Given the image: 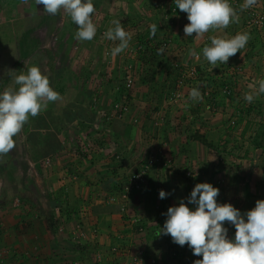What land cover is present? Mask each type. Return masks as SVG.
Segmentation results:
<instances>
[{
  "label": "crops",
  "instance_id": "obj_1",
  "mask_svg": "<svg viewBox=\"0 0 264 264\" xmlns=\"http://www.w3.org/2000/svg\"><path fill=\"white\" fill-rule=\"evenodd\" d=\"M180 13L184 16L183 12ZM237 14L239 15V13ZM172 30L173 28L170 29V32ZM176 30L178 32V29ZM249 34L253 40L255 33ZM261 35L263 37L262 44L252 47L248 43L240 52L242 54L246 50L243 56L236 55L229 59L232 60L230 62L232 65L242 64L245 73L247 72L246 69L256 65L257 69L254 68L251 77L256 78L252 79L254 82L257 79L258 81L264 79L259 71L260 69L264 72V64L260 57L255 56V51L264 49V31ZM195 36L194 41L196 42L190 43L189 46L194 47L198 52L202 50L203 44L210 46V37L212 36L218 38L232 37L231 34H227L226 29L209 31L200 39H196ZM173 37L175 40L177 35ZM204 38L207 41L206 44L204 43L205 40H202ZM181 41L183 44V39ZM177 44L178 41H176ZM229 78L227 79L230 80ZM0 79L2 78L0 77ZM6 82L4 79L0 80L1 88ZM141 85L143 86L141 94L149 97L147 87L144 84ZM111 89L113 90L112 94H116L115 90ZM3 91L4 89L1 93ZM214 97L217 114L214 116L215 118L210 116L208 123L205 124L190 121L188 124L192 126H188L192 130L195 129V132L191 134L200 131L199 133L206 136L216 148L203 146L196 141H193L192 145L183 144L185 131L182 133L184 134L183 138L174 137L176 135H171V130L167 126L162 129H166V131H163V139L161 140L155 139L154 133L150 134L152 130L144 128V125V129L141 130L131 124L127 125L129 123L116 121L117 129L112 130L114 143L109 144L108 149L104 148L107 144L103 141L102 145L104 144V146L100 147L101 150L90 153L94 146L87 143L85 139V146L83 147L85 153L80 151L75 155V147L74 153L70 151L71 147L68 148V144L69 146L73 145V140L63 139L61 128L56 126L58 120L56 119L57 116L54 115L55 109L52 106L47 107L38 116L30 117L28 123L19 133V139L16 141V137H14V149L7 155L0 156V264H134L140 251H143L144 257L142 264H194L195 260L202 259V256H194L192 250L185 245L183 257L178 261L172 260L169 257L168 245L163 242V238L157 236L158 231L155 232L157 238H152L148 242L145 240L148 232L145 230L143 233H139L137 237L140 239L141 248H138L137 245L140 244L135 239L133 227L128 219L122 218L119 211L111 214L107 210L110 208L108 202L102 200L101 197L99 200L94 198L93 191L98 188L100 190L99 196L108 197L114 188H117L116 186L118 188L122 186L121 181L125 174L128 176L131 172L138 171L141 166H145L151 146L160 147L166 143L164 156L166 159H173L174 164L167 169H163L161 165L151 167L147 172V182L142 191L132 196L134 200L130 198L132 201L129 200L131 205L127 214H131L130 211L133 210L138 218L131 221L134 227L137 223L135 221L140 219H142V225L145 229L154 226L158 211L163 210L166 213L169 207L178 206L181 200L187 203L191 194L188 191L190 184L188 183L185 187L184 181L188 179L187 173L193 170H191V166H195L196 170L193 173L195 185L210 183L220 189L218 203H231L242 213L252 210L257 200H264V133L261 131L257 133L259 127H255L253 120L246 116L245 111L242 113L238 108L232 109L227 97H225L226 99L222 98L221 94ZM97 98L96 105L102 106L104 103V101L102 103L100 101L102 96ZM224 100L227 101L226 105L220 103ZM141 104L143 103L141 102ZM77 106L82 108L81 105ZM96 108L95 111L97 112L103 107L97 106ZM251 109L257 111L256 108L252 107L247 110L250 111ZM169 111L166 114L174 116L176 111L173 108ZM230 111L231 115L237 118L236 127L230 126V121L233 120L230 116L228 117L225 113L221 115V112ZM187 114L186 111V116ZM43 117L48 123L41 127ZM31 120H33L32 125H28ZM62 124L65 125L66 123L62 122ZM97 124H94V129L93 126H89L92 128L89 132L91 135L93 133L92 136L106 132L103 129L107 126V119L100 123L102 125L99 128H95ZM263 124L264 121L261 125L262 129H264ZM252 130L254 132L250 134ZM96 131H98L97 134L94 133ZM51 132L56 136L62 149L45 157L44 154L47 151V145L44 144L45 135ZM145 137L151 139H149L150 143L147 140L143 141ZM172 138L174 140H171ZM152 140L153 142H151ZM137 141L144 143L137 146L135 144ZM79 144L81 146L82 143ZM48 160L52 161L53 165L47 166L45 162ZM63 160L73 162L75 165L79 161L80 164H85V168H83L85 183H83V179H80L79 186H75L73 183L71 185L66 184V191L70 197L65 199L59 195L62 188L57 181L61 177L58 170L61 171L59 168L62 165L59 163ZM161 190L169 193L167 198H159ZM12 193L14 197H11ZM90 194H93L92 198L89 197ZM73 196L76 198L70 199ZM56 199L60 200L64 209L69 211L65 216H62L63 224L61 226L64 228L53 226L55 224L49 220L52 212H54L53 215L56 214L55 211L58 208L54 202ZM82 205L86 206L85 218L80 220L78 214L76 215V209ZM188 207L195 210L196 206L188 204ZM46 210H49V214ZM162 216L164 214H160L161 220L163 219ZM79 221L82 222L83 230H85V236L81 239L74 237V232H72V228L79 224ZM95 227L99 230L97 237L91 234ZM225 227L229 229V238L234 239L235 227L230 224H225ZM119 245L122 248L119 247L121 250L118 253L111 252L112 248L116 246L118 248Z\"/></svg>",
  "mask_w": 264,
  "mask_h": 264
},
{
  "label": "rangeland",
  "instance_id": "obj_2",
  "mask_svg": "<svg viewBox=\"0 0 264 264\" xmlns=\"http://www.w3.org/2000/svg\"><path fill=\"white\" fill-rule=\"evenodd\" d=\"M229 1L236 2L237 5H235V8H239L240 10L241 5L244 3V0ZM93 4L96 8V12L92 18L97 27V34L91 41H79L75 39L78 26L72 22L70 16L63 10L57 15H51L44 12L43 5H36L35 0H27V2H25V0H0V77L2 78L0 80H7L4 89L8 85L14 88L17 87L14 81L11 80L10 75L6 74L9 70H14L16 71L15 75H19L21 72L26 74L27 69L32 66L39 67L42 74L48 76L50 86L53 90L58 92L61 96L59 101L49 102L47 107L52 106V108L55 109L54 115L57 116L56 119L58 120L56 126L61 128L62 138L73 140V145L69 146L68 144V148L71 147V152L74 153V147L76 152L75 155L80 153V151L82 152L85 146L84 141L85 139L87 141V137L89 138L87 135L92 130L89 126H93L94 129V124L98 123L95 128H99L102 125L100 123L107 118L110 121L117 118V122L122 121L123 123H129L127 125L131 124L141 130L146 127L152 130L150 134L154 133L153 137L155 139L158 138L161 140L163 139V131H166V129H162L166 126L171 130V135H176L174 137L183 138L184 134L182 133L185 131V141L183 144L192 145L194 139H192L193 134L191 133H194L195 129L192 130L191 127L188 126L191 124L188 123H190V121H196V123L203 122L205 124L208 123L210 116L215 118L214 116L217 114L215 110L216 106L214 105L216 103V100L214 101V96L219 94L222 95V90L226 85V87H230L233 91L231 96L227 97L228 103L232 105V109L238 108L241 112L245 111L246 116L253 120L255 127H259L257 133L258 131L264 133V129L261 127L264 121V95H260L252 103H248L243 98L245 93L251 91L249 88L250 84L258 87V79L254 82L252 79L256 78H251L255 70L254 68L257 69V67H255L256 65H252V67L246 69L247 72L245 73L242 64L232 65V63H230L232 60H229L227 64H218L217 68L212 69L208 61L203 58L202 50L198 52L197 49L189 46L190 43L196 42L194 41L195 33H193L192 37H185L184 27L189 23L187 14L184 13L183 16L179 9H174V0H93ZM257 5H259L258 8H264V0H257L256 7ZM256 7L253 6L241 10V12H239V23L230 24V26L226 28L227 34L229 35L231 34L230 31H236L238 34L245 32L250 33V30H253L252 32L255 33V36L253 38L254 41H252L255 42V47L262 44L263 37L261 33L264 31V27L261 29L251 28L246 20L251 9L253 10ZM177 16L180 17L178 18ZM113 20H120L125 31L132 34V40L128 49L115 57L112 56L111 52L119 42H114L104 37V33L110 27H115L111 23ZM152 24L157 25V33L155 37L151 36V39L157 42L160 41L163 47V54L157 53L159 57L157 55H152L150 52L145 55V47H142L138 42L141 36H147L150 32V25ZM172 28L173 30L170 32ZM174 29H178V32L176 30V34ZM26 32H30L28 41L32 49L30 48V51H27L26 56H22L20 52V40L23 39ZM175 35H177V37H175L174 40L173 36ZM231 36L233 37L234 35L232 34ZM181 39H183V44H181ZM202 40H205V38ZM176 41H178L177 45ZM204 43L206 44L207 41L205 40ZM204 46L203 44L201 49H203ZM206 46H209V44H206ZM190 49H195L200 58L196 59L195 57H190L188 55ZM263 50L264 49H259L255 51V56L260 57L261 62L264 64ZM244 53H246V50ZM244 53L241 54L238 52L236 55L243 56ZM161 59L164 61L162 62ZM147 61L151 62V64L154 63L158 73L154 86H149L150 88L146 86L150 95L149 97L141 94V90H143L141 78L143 79L145 77L148 67L145 66L144 63ZM168 63L172 65L173 70H169L167 66ZM193 69L196 70V73L200 70L202 73L200 75L195 73V77L188 75L184 83L179 86L178 81L180 76ZM129 70H132L131 73L134 76L133 87L122 94L121 102L117 105L119 108L120 106L122 107L124 113L122 115L119 114V109L114 107L110 110V115H108V107L113 106L115 95L112 94L113 90H109V87L111 88L113 86L115 91L118 92L117 87L121 80L123 83L126 81L127 72ZM259 71L262 76H264V72L260 69ZM176 75L180 76L178 77ZM210 75L215 77L213 81L215 79L219 81V78H224L226 76L228 78L230 76V80L224 83H218L216 84L217 86H215L208 80ZM225 83L226 85H222ZM193 88L199 89L203 96L202 101L194 102L189 98L190 91ZM177 95L180 96L177 97ZM96 96H102V100L100 99L101 103L104 101L102 106L96 105L98 99ZM218 98H221V96H218ZM222 98L225 97L222 96ZM141 102L143 104H141ZM220 103L226 105L227 101L224 100ZM70 105L73 107L81 105L83 108H86L87 113L97 110V106L103 108L98 109L97 112L95 111L96 120L94 124L79 125L77 122H74L73 124L66 123L63 125L62 122L65 120L64 118L62 120L61 116L65 114L64 109ZM79 107L80 106H77L76 108ZM251 107L256 108L257 111L255 112L253 109L248 111L247 109ZM172 108L176 112L174 116H169L166 112ZM186 111L188 113L187 116ZM222 113H225L228 117L230 116L233 119L231 121L229 120L230 123L233 121L237 123V118L231 115V111L227 113L221 112V115ZM32 123L33 120H31L28 125H32ZM183 128L186 129L184 130ZM103 130L106 132H101L100 135L93 137V139L99 141H97L96 144H92L94 147L91 148L92 151L90 150V153L101 150L100 147H102L101 144L103 141L107 144L106 147H104L106 149L110 147L109 144L114 143L112 141V138H114L112 130L107 126H105ZM250 132V134H252L254 130ZM159 135L160 137H158ZM164 136L166 137V135ZM18 139L19 134L16 136V141ZM149 139V137H145L143 141L147 140L150 143ZM171 140L174 139L172 138ZM137 142L135 143L137 146L144 143L141 141ZM151 142H153V140ZM79 143H82L81 146H79ZM163 144L164 145L160 147L151 146L147 156L149 164L153 161V156L156 155L155 158H158L160 156L159 153H163L165 147H167L166 143ZM137 146L135 147L137 148ZM83 152L85 153V151ZM79 162H76V165L73 162L70 163L65 160L61 163L58 162L62 165V167L59 168L61 171L58 170L61 177H59L57 181L62 188V192L59 195L63 199L70 197L69 193L66 191V184L71 185V183H73L75 186H79L80 179H83L84 182H82L85 183V172L83 171L85 164H80ZM45 164L50 166L53 165V162L48 160ZM197 165L199 166V163ZM194 167L195 166H191V170L193 169L191 171L193 176L194 171H196ZM142 168H144V166H141L138 170ZM188 169H186V171ZM134 172L136 171L131 172L130 175ZM126 178L127 175L125 174L124 179L121 181V185L124 184ZM188 183V180L184 181L185 187ZM191 190L192 189H188L189 193H191ZM99 191L98 188L93 191L94 198L96 197L97 200L101 197L103 198L102 200L108 202L109 198L113 196L112 194L108 197L105 195L99 196ZM116 191L117 189L113 192L116 193ZM93 194H90L89 197L92 198ZM11 197H14L13 193ZM75 198L76 196H73L70 199ZM130 198L134 200V197L131 196ZM129 203H127L128 206L124 212H121L120 205L118 206L119 214L122 218L128 219L130 225L133 226L131 221L134 218H138L134 214L135 212L133 213V210L130 211L131 214H127L131 205ZM85 207V205H82L80 208L78 207V209H76L80 220L85 218ZM87 207L90 209L89 206ZM42 211L45 210L42 209ZM46 211L49 214V210ZM58 211L59 209L57 208L55 211L56 217L59 214ZM61 220H63V217ZM141 220L142 219H140V221ZM79 222V224H76L75 227L72 228V232H75L76 237L78 235L80 236L81 233L85 236L83 224L81 221ZM136 222L138 223L139 220H136ZM78 226L81 227V233L78 231ZM60 228L64 227L61 226ZM98 233L99 230L95 227L91 234L97 237L99 235ZM135 239L138 240V244H140V239ZM166 244L168 245L169 251L170 244ZM137 246L141 248V244Z\"/></svg>",
  "mask_w": 264,
  "mask_h": 264
},
{
  "label": "clouds",
  "instance_id": "obj_3",
  "mask_svg": "<svg viewBox=\"0 0 264 264\" xmlns=\"http://www.w3.org/2000/svg\"><path fill=\"white\" fill-rule=\"evenodd\" d=\"M35 3L43 5L47 14L57 15L61 10L66 12L78 26L75 39L91 41L96 36L97 27L92 18L96 12L93 0H35ZM256 4L257 0H244L241 10ZM174 5L187 14L189 23L184 27L185 37H192L195 33V38L200 39L209 31L226 29L230 24L239 23V15L229 0H174ZM111 23L115 27H110L104 37L119 42L111 52L115 57L128 49L132 34L125 31L120 20ZM156 33L157 25H150L151 36L155 37ZM250 39L251 35L247 32L231 38L212 36L210 46L202 49L203 58L212 69L217 68L218 64H227L231 57L246 47ZM158 54L162 55L163 49H158ZM188 55L200 58L195 49H190ZM15 73L9 70L6 74L10 75L18 88L9 86L0 93V156L14 149V137L22 131L30 117L38 116L49 102L61 99L39 67L28 68L26 74ZM257 84L258 87L250 84L251 91L243 97L248 103L264 95V79ZM189 98L194 102L203 100L198 88L191 89ZM232 123L231 127L237 126L236 122L235 125ZM168 195L164 190L159 192L160 199ZM219 195L220 189L210 183L196 184L187 203L181 200L178 206L169 207L164 213L167 219L157 236L170 235L173 243L183 249L187 245L194 256H202L194 264H264V200H257L252 210L242 213L231 203H218ZM188 204L195 205V210ZM225 224L235 227L234 239L229 238V229Z\"/></svg>",
  "mask_w": 264,
  "mask_h": 264
},
{
  "label": "trees",
  "instance_id": "obj_4",
  "mask_svg": "<svg viewBox=\"0 0 264 264\" xmlns=\"http://www.w3.org/2000/svg\"><path fill=\"white\" fill-rule=\"evenodd\" d=\"M229 2H231V1H229ZM234 9H236V11H237V13H239V11H241L239 8H235V6H232ZM174 9H176V6H175V8ZM246 21H248V15H247V20ZM258 29H261L260 27H257ZM263 28V27H262ZM251 31V32H250ZM249 32L250 33H252V31L253 30H250ZM29 33L30 32H26L25 34H24V36H23V39L22 40H20V52H21V54H22V56H26L27 55V51H30V48L32 49V47H31V45H30V42L28 41V35H29ZM231 33V35L233 34L234 36L237 34L236 33V31H232V32H230ZM251 35V34H250ZM139 44L143 47H145V55L148 53V52H150L152 55H157L158 57H159V55L157 54L158 53V49H163V47L161 46V43H160V41H155L154 39H151V34H150V32L147 34V36L146 37H142L141 36V38H139ZM249 44L248 45H250V46H252V47H254L255 45H253V44H255V42H253L251 39H250V41L248 42ZM164 45H166V44H164ZM142 60H144V59H142ZM162 60V62L164 61L163 59H161ZM166 61V60H165ZM150 63V64H149ZM145 64V66H147L148 68L146 69V73H145V77L142 79L141 78V82L145 85V86H147V87H149V86H154V83H155V80H156V77H157V71H156V69H155V65H154V63H152L151 64V62H145L144 63ZM167 66H168V68H169V70H173V67H172V65L170 64L169 65V63L167 64ZM166 66V67H167ZM175 71V70H174ZM202 72H201V70L199 71V72H197L196 74H201ZM178 74V73H177ZM180 74V73H179ZM196 74H195V76H196ZM176 76H178V75H176ZM180 76V75H179ZM178 76V77H179ZM195 76H193V77H195ZM181 77L183 78V74L180 76V79H181ZM186 77V76H185ZM184 77V79H186ZM213 78H215L214 76H209V81H211V83L212 84H214L215 86H217L216 84H218V83H224L225 81H227L228 79V77L226 76V77H224V78H219V81H218V79H215L214 81H213ZM7 81V80H6ZM109 84V83H108ZM110 84H111V82H110ZM125 81H124V83H123V81L121 80V82H120V84H119V86L117 87L118 88V92L117 91H115L116 92V94L114 95V100H113V103L115 104H113V106L112 107H109L108 109H109V111L107 112L108 113V115H110V110L112 109V108H114L115 106H117L120 102H121V96H122V94H124L125 93V91L127 90L126 89V87H125ZM5 85H6V83H5ZM5 85L1 88V90H0V93H1V91L4 89V87H5ZM156 85V84H155ZM222 85H226V83L225 84H222ZM157 86V85H156ZM227 86V85H226ZM225 86V87H226ZM111 88H113V86L111 87ZM110 87H109V90L111 89ZM150 88V87H149ZM156 88V87H155ZM230 88V87H229ZM60 89V88H59ZM114 89V88H113ZM224 89V88H223ZM62 90V89H61ZM112 90V89H111ZM115 90V89H114ZM87 110H86V108H81V107H79V108H76V107H73L72 105H70V106H68L67 108H65L64 109V113L65 114H63V116H61V118H62V120H63V118H64V120L65 121H63L64 123H67V124H72V123H74V122H76L77 121V123L79 124V125H86V123H90V124H92L93 122H94V116H95V114H96V112H95V110L94 111H91L90 113H87L86 112ZM48 117V119H49V115L47 116ZM42 123H41V127L42 126H46V124L48 123L47 122V120H45L44 119V117L42 118ZM116 120L118 121V119L117 118H115V119H112L111 121L107 118V126L111 129V130H113V129H117L116 128V125H117V123H116ZM94 133H98V131H96V132H94ZM92 135H93V133H92ZM91 134H88V136H89V139L87 138V143H90V144H96L97 143V141H99V140H97V139H93V137L94 136H92ZM192 139H194V141H196V142H198V143H200V144H202L203 146H206V147H209V148H216V147H214V145L212 144V142H210V141H208V139H207V137L206 136H204V135H202V134H200L199 132H197V133H195V134H193L192 135ZM44 144H45V146L47 145V151L45 152V154H44V156L46 157V156H49L50 154H52V153H57V152H59L61 149H62V147H61V145H60V143L57 141V139H56V136L51 132V133H47L46 135H45V141H44ZM102 145V144H101ZM104 145V144H103ZM102 145V146H103ZM262 147V146H261ZM149 153V152H148ZM159 159H160V161L158 162L159 164H154L153 166H152V168H154V167H157V165H160V164H164V161L166 160V161H169V160H171V162L169 163L170 164V166H173V164H174V162H173V159H166L165 158V156H164V151H163V153L162 154H160L159 153ZM163 155V156H162ZM155 157H156V155H155ZM149 166V163L147 162L146 164H145V166L144 167H148ZM170 166H168V167H163V169H167V168H169ZM150 168V167H149ZM149 168H148V170H149ZM137 172V171H136ZM135 173V172H134ZM133 174V173H132ZM130 175H128L127 176V178L129 177ZM194 177L195 176H193V178H188L187 180H188V182H189V184H190V189H194V186H195V180H194ZM127 178H126V181H127ZM126 181L124 182V184H122V186L120 187V188H118V186H116L117 188V191H116V193L115 192H113L112 193V197H116V198H118V195L120 194V193H123L124 192V186H125V184H126ZM114 191H115V189H114ZM136 194H138V192H135L133 195H136ZM132 195V196H133ZM55 202V204L58 206V209H59V211H58V216L56 217V214L55 215H53V213L50 215V218H49V220L51 221V223L52 224H55V225H53V226H57V227H61V225L63 224L62 223V221H61V216H65V214H67V212L69 213V211L68 210H66V208L64 209V206H63V204L60 202V200H55L54 201ZM108 204L110 205V208H108L107 210L111 213V214H113V213H117L118 211H119V203L118 202H116V203H110V202H108ZM111 205H113V206H111ZM57 210V209H56ZM74 213H76L75 211H74ZM165 213V211H158L157 212V215H156V222H155V225L154 226H149V227H147V229H145L144 228V226L142 225V223H143V221L141 220H139V222L138 223H136V225H135V227H134V225L132 226L133 228V233H135V237L136 238H138L137 236L139 235V233H143L145 230H146V232H148V235H146L147 237H146V239L145 240H147V242L150 240V239H152V238H157V237H155L156 235H155V232L156 231H158V232H161L162 231V229H163V226H164V224H165V221H166V219H167V217H166V215H164V216H162V220L160 219V214L162 215V214H164ZM71 214V213H70ZM78 213H76V215H77ZM72 216V215H71ZM162 223V224H161ZM150 228V229H149ZM158 237H161V238H163V240L166 242V243H168V244H170V241H171V236L169 235V236H165V235H161V236H158ZM168 241V242H167ZM183 255H184V249H183V251H182V257H183Z\"/></svg>",
  "mask_w": 264,
  "mask_h": 264
},
{
  "label": "built area",
  "instance_id": "obj_5",
  "mask_svg": "<svg viewBox=\"0 0 264 264\" xmlns=\"http://www.w3.org/2000/svg\"><path fill=\"white\" fill-rule=\"evenodd\" d=\"M231 6H235L237 5L236 2H230ZM256 7V5L254 6ZM259 5H257V9L254 8L253 10L251 9V11L249 12L248 14V25L251 26V28H257V27H264V8L263 7H260L258 8ZM175 11V10H174ZM132 71V70H131ZM131 71L129 70L127 72V77H126V81H125V87L127 90H130L132 87H133V84H134V76L132 75ZM196 73V70L193 69L192 71L190 72H185L183 74V78L181 77V79H179L178 81V84L179 86L182 85L184 83V77L187 78L188 75L190 76H194ZM232 89L229 88V87H225L223 90H222V96L224 97H230L231 94H232ZM180 95H177V97H179ZM116 109H119V114H123L124 111L122 110V107L120 106V108L118 106H115ZM236 123L233 122L232 125H235ZM161 152V151H160ZM154 159L153 161H151V163L149 164L148 167H144L140 170H138L137 172L131 174L128 178H127V181H126V184L124 186V192L123 193H120L118 195V198L116 197H110L109 198V201L110 203H116L118 202L119 205H120V210L121 212H124L126 210V207H127V203H129V200H130V197L135 193V192H140L142 191L144 185L146 184L147 182V171H148V168L149 167H152L154 164H157L160 159L159 157L158 158H155V156H153ZM171 160L169 161H164V164H160L163 167H168L170 166V163ZM187 176L190 177V178H193V175L191 172L187 173ZM193 190V189H192ZM191 190V192H192ZM136 222V221H135ZM81 227L78 226V231L81 233ZM77 231V232H78ZM76 232V233H77ZM74 237H76L75 235V232H74ZM79 236V235H78ZM77 236V239L78 238H83L84 237V234L81 233L80 236L78 237ZM165 236H169V235H165ZM120 246H117L112 248L111 252L113 253H118L121 249V247L119 248ZM182 251H183V247L175 244L172 242V239L170 241V248H169V257L174 260V261H178L180 258H182ZM143 252L140 251L137 255V258L135 259V262L134 264H142L143 262ZM76 264H80V263H76Z\"/></svg>",
  "mask_w": 264,
  "mask_h": 264
}]
</instances>
